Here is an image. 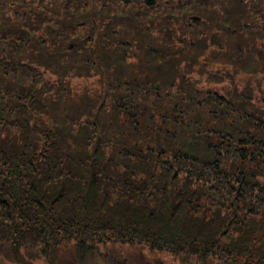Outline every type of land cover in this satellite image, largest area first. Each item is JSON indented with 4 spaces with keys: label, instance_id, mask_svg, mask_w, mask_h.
<instances>
[{
    "label": "trees",
    "instance_id": "obj_1",
    "mask_svg": "<svg viewBox=\"0 0 264 264\" xmlns=\"http://www.w3.org/2000/svg\"><path fill=\"white\" fill-rule=\"evenodd\" d=\"M160 253L264 264V0H0V259Z\"/></svg>",
    "mask_w": 264,
    "mask_h": 264
},
{
    "label": "rangeland",
    "instance_id": "obj_2",
    "mask_svg": "<svg viewBox=\"0 0 264 264\" xmlns=\"http://www.w3.org/2000/svg\"><path fill=\"white\" fill-rule=\"evenodd\" d=\"M156 2L164 4L165 0H156ZM244 78H245V76H241L238 79L242 80ZM123 250L126 253H129V254L135 255V256H137V254L139 253V251H138L139 249L135 251L133 249L125 247V248H123ZM135 252H138V253L135 254ZM142 252H143V250H142ZM149 258L152 259V261H154L152 264H184L181 262V260L174 259L173 257H171L168 254H162V253L153 254V255L149 256ZM0 264H12V263H8L7 261L0 259ZM32 264H46V263L43 260L36 259ZM88 264H104V263L101 259H99V257L96 256V257H94L93 260L89 261ZM187 264H197V263L192 260Z\"/></svg>",
    "mask_w": 264,
    "mask_h": 264
},
{
    "label": "water",
    "instance_id": "obj_3",
    "mask_svg": "<svg viewBox=\"0 0 264 264\" xmlns=\"http://www.w3.org/2000/svg\"><path fill=\"white\" fill-rule=\"evenodd\" d=\"M124 2H128L129 0H123ZM154 3V0H145V4L147 5H152ZM155 89H158L159 86L158 85H155L154 86Z\"/></svg>",
    "mask_w": 264,
    "mask_h": 264
}]
</instances>
